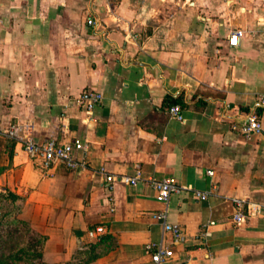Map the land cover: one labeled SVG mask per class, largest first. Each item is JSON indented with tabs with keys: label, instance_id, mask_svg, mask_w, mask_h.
<instances>
[{
	"label": "crops",
	"instance_id": "obj_1",
	"mask_svg": "<svg viewBox=\"0 0 264 264\" xmlns=\"http://www.w3.org/2000/svg\"><path fill=\"white\" fill-rule=\"evenodd\" d=\"M89 89L103 95L91 115L76 103ZM261 95L264 0H0V193L42 238L38 264H154L152 242L188 264H264ZM252 114L263 131L248 138L233 125ZM27 138L86 144V169H43ZM152 178L184 189L159 202Z\"/></svg>",
	"mask_w": 264,
	"mask_h": 264
},
{
	"label": "built area",
	"instance_id": "obj_2",
	"mask_svg": "<svg viewBox=\"0 0 264 264\" xmlns=\"http://www.w3.org/2000/svg\"><path fill=\"white\" fill-rule=\"evenodd\" d=\"M91 25L94 22L89 20ZM244 31L237 30L229 37V43L232 46H237L239 38ZM103 95L95 90L89 89L84 91L76 98L78 107L87 115H91L96 107L102 104ZM258 106L264 108V95H261L258 100ZM170 116L183 121L184 116L179 105H173L169 108ZM233 129L240 131L245 137H251L263 131V123L259 115L252 114L238 125H233ZM24 150L34 160L35 164L45 170H50L56 163L62 162L70 170L86 169V160H78L76 154L78 152H87V145L80 141L60 142L54 139H48L43 142H37L32 138H27L23 141ZM209 175H213L212 171H208ZM106 183L110 190H113L114 182L119 180L127 185L135 186L140 180V173L135 176H114L105 175ZM149 186L156 192V198L159 202L167 203L173 194L180 193L184 188L177 183L173 178L155 179L148 181ZM196 195L202 199L206 198L205 194L196 192ZM236 211L232 216V221L236 226L242 225L247 218V214L243 209L244 201L236 200ZM155 219L161 220L164 223V230L172 235V244L178 245L186 242V236L183 231L174 225L166 222L167 211L155 213ZM208 226L202 227L200 236L204 240L209 236ZM105 234V228L98 226L89 232L90 237L100 239ZM146 249L151 253L154 264H188V260H181L177 257V252L172 246L166 245L164 242L149 243Z\"/></svg>",
	"mask_w": 264,
	"mask_h": 264
},
{
	"label": "rangeland",
	"instance_id": "obj_3",
	"mask_svg": "<svg viewBox=\"0 0 264 264\" xmlns=\"http://www.w3.org/2000/svg\"><path fill=\"white\" fill-rule=\"evenodd\" d=\"M42 238L19 217L18 205L0 193V260L13 264H38Z\"/></svg>",
	"mask_w": 264,
	"mask_h": 264
},
{
	"label": "trees",
	"instance_id": "obj_4",
	"mask_svg": "<svg viewBox=\"0 0 264 264\" xmlns=\"http://www.w3.org/2000/svg\"><path fill=\"white\" fill-rule=\"evenodd\" d=\"M39 256L41 257V253H40V255H39ZM3 261H4V260H3V259H1V260H0V264H9V263H4ZM10 264H13V263H10Z\"/></svg>",
	"mask_w": 264,
	"mask_h": 264
}]
</instances>
